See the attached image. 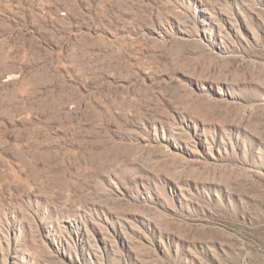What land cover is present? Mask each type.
<instances>
[{
    "label": "rangeland",
    "instance_id": "374dc122",
    "mask_svg": "<svg viewBox=\"0 0 264 264\" xmlns=\"http://www.w3.org/2000/svg\"><path fill=\"white\" fill-rule=\"evenodd\" d=\"M0 264H264V0H0Z\"/></svg>",
    "mask_w": 264,
    "mask_h": 264
}]
</instances>
